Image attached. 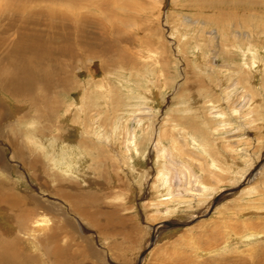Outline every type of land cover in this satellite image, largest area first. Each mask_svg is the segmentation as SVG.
<instances>
[{"label": "rangeland", "instance_id": "374dc122", "mask_svg": "<svg viewBox=\"0 0 264 264\" xmlns=\"http://www.w3.org/2000/svg\"><path fill=\"white\" fill-rule=\"evenodd\" d=\"M6 2L0 53L33 27L51 84L34 94L59 100L50 118L0 88V199L34 216L17 241L36 263L49 264L36 249L49 234L77 264H252L264 252V0ZM166 219L191 222L156 225ZM13 226L0 208V231Z\"/></svg>", "mask_w": 264, "mask_h": 264}, {"label": "bare ground", "instance_id": "6f19581e", "mask_svg": "<svg viewBox=\"0 0 264 264\" xmlns=\"http://www.w3.org/2000/svg\"><path fill=\"white\" fill-rule=\"evenodd\" d=\"M26 1L27 0H7L5 6H6V8L8 6L14 8L12 3H15L17 5V7H16V10L15 9H13V10H15V11L18 10L20 12L22 11L24 13L25 11H27L33 7V6H31V8L29 7V9H28L26 6V3H25ZM32 1H35V0H32ZM18 16H20V15H18ZM22 17H23V15H22ZM26 18H27L26 20L30 21V25L32 26L31 23L33 22L32 20H35V16L29 15ZM47 25L48 24H46V26ZM22 26H23V24H22ZM1 29H2V27H1ZM31 29H28V30H29V32L32 33L33 27ZM31 33H29V34L20 33V36L18 37L17 41L16 42L14 41L15 43L9 42L6 46L7 49L6 50L4 49V51H1L0 55L2 57V60L3 59H7V60H4V61H6V62H4V66L0 67V73H1V75H0L1 87L0 88H2L3 91H5V93H7L9 96L12 97L13 102L16 101L14 99H19L18 100L19 102L16 101L17 103H15L14 105H17L18 107H20V105L22 103L27 104L29 106V109H32L35 112H43L44 111V113L47 117L52 118L53 115L56 114V112L53 111V108L55 106L59 105V100H57V101L51 100L52 103L51 102L45 103L42 95L34 94V92H36L37 88L39 89V93H41L42 88L43 89L51 88V84H50V82H47L46 79L44 80V79L40 78V75L38 74L39 73L38 69H41V68H39V65L37 66V63H38V60L40 58H42L43 55L40 54L39 52H37L36 46H38V44H37L36 40H34L33 37H32L33 39H26V38L30 37ZM7 38H8V36H7ZM25 39H26V41H25ZM11 40H14V39H11ZM22 43H23V45H22ZM1 47H3V46H1ZM43 52L48 53V51H43ZM52 54H53V52H52ZM55 54H57V53L55 52ZM48 57L51 58L52 56H47V58ZM37 58H38V60H37ZM45 69L54 71L52 66L49 68H45ZM18 107H16V108H18ZM6 108H7V106H6ZM3 114H4V107L0 103V124L2 122H4V118L2 117ZM37 117L41 118V114H38ZM0 129H1V127H0ZM10 142L12 143V141H10ZM7 201L8 200L0 199V208L5 210L7 218L10 220V222L12 224H14L13 227H15L17 229V234L9 235L7 233H4L3 231H2L3 233L0 231V264H33V262L35 264H37L36 258L33 255L34 252L31 253L29 250V247L27 245L19 244L17 241V239H19L18 233L20 231L23 232V230L25 229V226L30 221H32L34 219V216H32L30 214H26V215L20 214V212L17 210V207H18L17 204H15V203L8 204ZM4 221H6V220H4ZM35 238H36V236H35ZM53 238H54L53 235L48 234V236L46 235L43 239L38 238L39 241L36 242V249L39 250V252L41 251V253L45 256V259L47 260V262L49 264H77L78 262H75V261L70 259L71 256L66 253V251L64 250V247L58 246L57 244L54 243L56 240ZM36 253H38V252H36ZM233 253H235V252H233ZM236 254H237V252H236ZM235 258H237V257H235ZM238 258H239V256H238ZM255 258H256V260L252 264H264V252L260 253V255L258 257H255ZM231 260H232V258H231ZM231 260H230V262H231ZM239 260H240V258H239ZM239 260H238V262L232 261V262H234L232 264H251L245 260L241 259L243 261V263L239 262ZM249 262H250V260H249Z\"/></svg>", "mask_w": 264, "mask_h": 264}, {"label": "water", "instance_id": "95a60500", "mask_svg": "<svg viewBox=\"0 0 264 264\" xmlns=\"http://www.w3.org/2000/svg\"><path fill=\"white\" fill-rule=\"evenodd\" d=\"M238 187H239V185L232 187V188H229L227 190H233V189H236ZM188 222H191V220L179 221V220H174V219H166V220H162V221L157 222L156 225L176 226V225L187 224ZM152 235H153V232H152ZM153 237H154V235L151 236V238H153Z\"/></svg>", "mask_w": 264, "mask_h": 264}]
</instances>
